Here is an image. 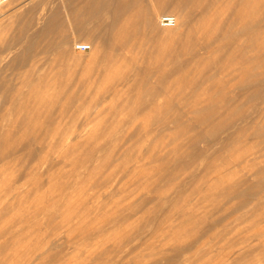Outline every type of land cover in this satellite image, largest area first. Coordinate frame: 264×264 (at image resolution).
Instances as JSON below:
<instances>
[{
	"label": "rangeland",
	"instance_id": "1",
	"mask_svg": "<svg viewBox=\"0 0 264 264\" xmlns=\"http://www.w3.org/2000/svg\"><path fill=\"white\" fill-rule=\"evenodd\" d=\"M13 1L0 6L1 76L28 71L52 83L60 102L50 119L61 121L26 114L41 128L8 135L13 147L0 149V264H264V49L262 94L226 100L244 90L222 72L238 60L224 66L217 53L203 54L197 67L177 68L156 55L179 32L159 21L177 17L171 8L159 9L154 33L134 39L133 67L107 76L91 68L88 35L68 25L39 34L63 0ZM224 79L234 86L220 87Z\"/></svg>",
	"mask_w": 264,
	"mask_h": 264
},
{
	"label": "bare ground",
	"instance_id": "2",
	"mask_svg": "<svg viewBox=\"0 0 264 264\" xmlns=\"http://www.w3.org/2000/svg\"><path fill=\"white\" fill-rule=\"evenodd\" d=\"M31 1L33 2V0H30L29 2ZM44 1L45 0H43V2ZM142 1L144 0H63V12H61V7L59 6L51 10L47 16V22L46 24L44 23L45 25H43L44 27L39 34L41 36H45L51 33L57 27H66L68 25V27L74 28L81 35H88L89 40H93L95 42L94 50L92 51L96 53V57L92 60H89L90 63H94L91 65V68L93 66V69H95L98 74L101 75L103 74L108 76L113 71L119 75H122L121 72L124 74L127 69L132 68L134 65L135 57H132L133 55L131 53L133 50H135L136 46H138V44L134 42V39L141 34L148 35L154 33L152 29L156 25V18H158L159 9L171 8L173 11L177 12V17L175 15L166 14L163 16V18L166 16H172L175 18V23L171 25L164 24L163 18L159 21H162L163 26L168 27L166 30L171 32L173 30L179 32L177 33L176 40L171 45V47L166 46L168 48H162V50H159V54H156L157 56L161 55L164 58L167 57V59L171 58L170 60H174V67L177 68L197 67L196 62L198 60L195 59L199 58L203 54L217 53L222 60L227 59V61L221 63V65L224 66L228 63V61H234L236 59L238 60V65L235 68H223L222 72L224 76L229 75V77L231 76V79L233 80L236 77H239V81L235 83L236 88H242L244 90L240 94L228 92L227 94H224L225 96H223V98L233 101L248 99L252 100L255 99L259 94H262L259 90V87L262 86H260L261 79L256 69V59L261 53L262 49H264V40L259 39V34L261 30H263L262 25L264 24V18L262 17V20L258 19V13L260 11L264 12V0H149L147 7L144 9L141 8ZM7 2L13 3L14 1L8 0ZM43 2L39 1L40 4H43ZM257 2H261V5H257ZM6 3L0 4V6H4ZM26 3H28V0H20L18 2V6H26ZM37 4L38 3H35V7ZM135 15H139V19L137 18L136 22L134 23V21L131 20ZM20 32L21 33L18 34L19 36L22 35V29ZM63 35L65 42L69 41L72 37L65 33H63ZM81 44L89 45L86 42L75 43L76 46ZM34 47L35 46L29 45L25 48L23 56L26 57H24V60H26V58H28V56L33 52ZM89 47H92V45H89ZM161 58L162 57H160V59ZM71 59H73V56ZM73 60H76V58ZM85 64L89 66V63ZM156 67L158 66L156 65ZM3 71L4 70H2V72ZM6 73L7 72L3 73L2 76L0 73V92L4 98L7 97V101H5L6 104L0 108V111H2L1 113L3 121H7V126L6 123L3 124V121H1V125L3 127H0V149H3V152H8L14 145V143L10 141V137L8 135L13 133L16 134V132L19 133L18 131L21 132L23 129H28L27 126L31 127L30 129L35 131L41 128L32 127L31 123L28 122V119L30 118L28 115L33 113L42 116L45 114V116L47 115V117L50 119L52 111L54 112L53 107L55 104L57 105V103L59 104L60 102L59 96L54 93L52 94L50 92L51 88L49 89L47 87L49 84L52 85V83H49L46 85V87H44L45 85H43V83H38L36 80L37 77H33V74L28 71L19 70L11 72L10 74ZM231 79L222 80L220 87L223 89L230 86L233 87L234 84L231 83L233 81ZM35 81H37L38 84H35ZM39 85L40 87H38ZM26 87H31V89L28 90ZM2 99L3 98H1V100ZM76 100L77 97H72V99L69 101V106H71V104H75ZM61 104L63 105V103ZM0 105H2L1 102ZM63 106V108L60 106L58 107L61 108L60 115L65 118L63 114L64 112L65 114L67 112L64 111L65 105ZM13 111L16 113V115L17 113H22V116L23 114L28 115L23 117L21 116L22 119L20 115H17V117H20V119L15 118L16 115L12 113ZM9 114L14 115L13 118H11ZM7 115L10 116V118L7 117L8 119H6L5 116ZM36 115L30 116L33 118L34 116L36 117ZM75 117L77 116L75 115ZM52 119L53 117H51L50 120L52 121ZM54 119L57 118L54 116ZM17 121H19V123H17ZM57 121L60 122L61 120L59 121L57 119L56 122ZM33 122L35 125L36 122ZM74 124H76V122ZM216 127L220 126L218 125ZM222 127L224 128V126ZM222 127L220 129H222ZM4 134L7 136H4ZM16 137H18L17 134ZM30 138L32 141L33 136ZM18 139L19 138H17V140ZM21 142H19L17 145L19 146ZM70 147L72 148V146ZM44 160L46 161V159ZM79 167L77 168L79 169ZM64 174L65 173H63V175ZM73 176L74 174L72 177ZM4 247L7 249L10 246L7 247L4 245ZM182 250L183 249L179 247L178 252H181Z\"/></svg>",
	"mask_w": 264,
	"mask_h": 264
},
{
	"label": "built area",
	"instance_id": "3",
	"mask_svg": "<svg viewBox=\"0 0 264 264\" xmlns=\"http://www.w3.org/2000/svg\"><path fill=\"white\" fill-rule=\"evenodd\" d=\"M8 0H0V4L6 3ZM164 19V24L171 25L175 23V18L172 16H166L163 18ZM80 50H86L89 49V45L81 44L77 47ZM1 101V98H0Z\"/></svg>",
	"mask_w": 264,
	"mask_h": 264
}]
</instances>
